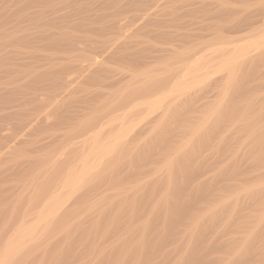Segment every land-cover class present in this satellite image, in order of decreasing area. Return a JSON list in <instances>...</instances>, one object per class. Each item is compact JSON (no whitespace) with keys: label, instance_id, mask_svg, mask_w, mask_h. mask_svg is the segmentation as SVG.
Segmentation results:
<instances>
[{"label":"bare ground","instance_id":"6f19581e","mask_svg":"<svg viewBox=\"0 0 264 264\" xmlns=\"http://www.w3.org/2000/svg\"><path fill=\"white\" fill-rule=\"evenodd\" d=\"M149 1L150 0H2L3 14L1 15L2 17L0 19H3V21L7 19L8 20L4 22L2 20L0 21V26H1L0 29L8 25L10 20L13 21V24L15 22V26L12 24V21H10L9 24L10 25L12 24L13 26H10V28L9 26H7L8 28L2 29L0 33V74L1 75L3 74L5 76L6 75L12 76V75L21 74V73L23 74L26 72V76H25L26 79L23 78L24 81L28 79L26 82L29 81L33 84L34 83L39 84L43 82L45 83V80L47 81L49 80V79H45L46 78L45 73H46L47 77H49L48 75H50V77L51 75H53L52 78L49 77L52 80L48 81L50 82L48 84L49 85L51 84V87L53 86L52 87L53 89L50 88L52 89V91L53 90L57 91V89L61 87H63V89L69 88L68 91H70L71 90L70 87L71 86L73 87L74 83L76 84L83 83L85 80L88 81L89 79L92 81V79L95 76H98V74H101V76L99 75V77H95L94 79L96 78L97 79L100 78L102 80L104 79L105 84L103 83L102 88L104 89L110 88L113 90V88L116 87V85H118V87L122 86V88L118 89V91L116 90L117 93L115 91L113 93H109L111 94V97L108 94V96L110 97L109 98L106 95L107 91L106 93L105 92L101 93V91L98 92L99 91L98 88H101V87H97L95 82H93L94 83L93 86L96 85L97 91L92 92V93L88 92L87 93L88 96L84 95V97L83 96L81 97L83 99L78 98L80 100V103L84 105L89 104L90 102H94L93 105H98V104L100 105L99 101L105 99L107 96L109 101L107 102L105 106L107 107L108 110H106V114H104L102 117H99L101 116L100 115L101 113H98L99 112L98 110L102 111V113H104L105 110L99 109L98 107H97L98 112L96 111L97 115H95L94 113L96 112H93V111L90 112L91 116L89 115L86 116V115H83L82 113H81L82 115H77L78 113L77 111L76 113L73 112L70 114V116L75 117V118L73 117L74 119L72 118V120H77L78 124L83 118L89 117V119H86L89 121L86 124H84V126H82L81 132L79 131L81 128L78 129L77 127H74L75 125H77L78 127H81L80 126L81 124L79 125L73 124L74 125L73 128L75 129L77 128L78 131L81 133L80 138L82 140L80 141L79 145H81L82 148L83 146L85 147L87 146V149L84 147L86 149L85 153L82 152L83 154L79 157L76 164L73 165L74 167L71 166L73 168H70L67 170L64 169V172L65 171L66 172L63 174L62 177H60L58 185H56L57 186L56 189L55 190L53 189L54 192H52L51 194L49 193L48 196L42 200V202L40 201V205L38 204L39 207L36 210V213H34L35 215L34 217H32V220L27 223L21 222V224L18 225L17 228H15V231L13 233L11 232V235L9 236V238L5 240L6 242L2 245V248H0L1 249L0 250V264H22L25 261L23 258L27 255L30 256V254L32 255L33 253L34 254L37 253L36 254L37 257L39 256L36 259L38 261L37 263L35 262L36 264H50L51 260L53 261L54 256L56 257L57 255H59L60 258H62L63 256L66 257V254L67 256H69L67 252H71L72 249L75 250L74 249L75 247H73L74 246L73 241L75 242L77 241V243L74 242L75 245L80 242L79 244H81V246L86 245V247H91L94 245V243L96 245L100 241L97 239H101L105 235L112 232L115 226L119 225L118 223L122 222L121 220L123 217L127 216L126 218L128 217L135 218V214H138V213L140 214V212L143 210H147L148 216L147 218L145 217L146 220L144 221L143 225L140 226L142 230V233H141L142 235L137 241L136 239L129 240L127 241L129 243L127 244L124 241L125 242L124 246H126L125 249L123 248L124 251L122 250L123 253L125 252L124 254L133 253L135 256L138 255L137 258L139 259L140 257L142 259V256L144 255L143 258L145 259L147 255H149V251H150V248L147 246L148 245L147 244L148 235L150 236L152 231L156 230V228L154 227L155 226L154 223L158 222L161 224V226H163L164 228H167V230L171 233L178 232V230H180L179 227H181L183 231L188 232L190 234L188 243L194 244L193 245L194 248H193V251L188 255L186 264H205L206 262H209L211 260V255H212L211 249L213 248L212 246L213 244L211 245V242H212L211 238L215 237L214 233H211L213 231L212 229L214 227L216 228V226L224 220L227 221V224H226L227 228L230 227V225L233 227L234 223H232V221L230 220L236 219L235 214L237 212H238V217H239L240 216L239 212L245 208L243 206V209H238L242 207V206L239 207L240 204H238L239 201L240 202L242 200L244 201V199L242 198H245V197L246 199L250 198L253 201V199L256 200L257 197L259 196H260V199L264 197V181L256 182L253 186H250V187H241L236 192H233L230 195L222 194L225 191L226 193L230 191V190H227L226 185H224L226 187L223 186L224 188L222 187L220 189L219 187L218 189L214 186H209L208 183H210V181L208 182L206 180L205 181L206 185L198 186L200 182L199 184L198 182L196 183L198 179L197 177L195 178L194 174L198 172L197 169H198V164H200V162L197 163L196 165L194 164V162L195 161L197 162V159H199V157L201 156L200 155L199 157H197V159L195 157L196 155L198 156V154L201 153L200 151L202 150V147L199 148L197 146L195 147L196 149L193 147L196 151L193 148L190 149L189 144L192 142H190V140L189 142L184 141V140L190 139V138H187L183 140L185 143L182 141V143H184L183 144L184 148L181 147V149L182 151L185 150L184 154L187 156L186 157L187 159L189 158V161H191L192 159L193 160L195 159L194 162L191 161L192 164H194V166L191 167L190 169L197 167L196 172L195 173L193 172L194 173L193 177L194 179H196L195 183L198 185L191 186V182H193L191 180L193 179L191 177L192 172L191 170L184 168V167H187L188 163H186L185 164L186 166L184 167L181 166L185 169L184 172L182 173L183 182L178 183V180L180 178L178 180H176L175 178V181L177 182H174V183H171V181L167 180V182H170V184L168 185V189L170 192L169 193L166 192V194H163L162 196H160V198L155 204L151 203L152 205L146 206V203H143L142 202L143 200H140L138 198L139 197L138 194L136 195L138 199L134 196H131L132 197L130 198L131 200L126 199V197L128 196V193L130 192L129 189H128L129 191L128 193L126 192L127 190L125 191L127 194L123 192L125 189L124 190L122 189L123 191L119 189V193L122 191L121 196H122V193H125L126 195L124 199L130 200V201H124L121 198H119L120 197L118 195L119 193H117L114 190L117 193V195L115 193L116 195L115 198L113 197L112 198L113 200L118 198L116 202L112 201L110 203L109 202L99 203V204L95 203V204L88 205L90 209L89 211L93 212V214L96 213L97 216L95 218L92 215L93 218L90 216L91 218H87L83 221L81 218L82 214L79 215L78 210L75 211L76 209H74V212H77V214L76 213L74 214L73 211L70 212V210L74 208L73 205L75 204V202H77V199L80 198L81 196L83 197V194L88 190L89 181L93 177L98 175L99 172H100L99 174H102L101 171L104 172V175L106 174V172H108L107 169H106L107 171L103 170V167L104 166L106 167L107 165L106 161L109 162V160L114 158L115 156L117 155L120 156V154H117V153H120V151L124 148L126 138H127V141L128 139L130 141L133 140L131 136H135L136 132L134 134L132 127L130 126L134 124L137 125L138 123L136 124V121H135L134 124H129V122L131 121L130 119V121L128 122L130 126H126L128 125V124H125V120L127 119V117L130 118V114L135 112L136 110H139L140 107H141L140 113L144 111L146 108L145 112L147 113V115H145V118L149 115L152 116V119H150V117L148 118L152 120L151 122H153L151 123V125H154L157 119L160 116H162L161 113H159V111L164 109L167 105L171 104V106L173 107L174 105V107L172 109L168 108V109H171V112H172V117L171 118L168 117V119L173 118L175 120L176 116L178 119L180 116L182 118V116L185 114V112L182 111V107H184V109L192 108L193 104L195 103V96H194L195 90L204 84L203 83L201 85V80L204 76L206 77L210 75L208 73L210 72V70H211V79L209 80L208 78L207 79L208 82L206 83V85L204 84L202 88L204 89L207 87H211V107H210L211 113L205 116L204 114H202L203 112L200 114L201 115L200 117L202 118H201V121L199 120L200 121L199 126L197 127L196 130H193L194 128H192V130L189 131L190 137H191V134H193L191 139H193V136H195V138L199 137L201 139L203 135L205 134L206 137L207 136L209 137H207L206 139L202 138L201 141L198 140L200 142V145L208 146L209 144L213 143L212 139H214L213 144L215 145V142H218L216 143L217 145L216 147L217 149H219L218 144L219 143L224 144V143L222 142L223 139H218V136H220L219 138H221L223 137V135L225 136L228 133L230 134L234 132L235 130H237V127H236L237 123H242L243 125L242 127H239V129L246 130V132L250 134L251 136L258 135V134H259L258 135L259 138L261 136H264V84L261 82L263 81L261 77L264 76V0H230L233 2H230L228 0H223V1L211 0V3L210 1L207 2L206 0H183L181 3L182 5H179V6H175V4H178L177 0H168V4H171V6H167L166 5L167 0H165L166 4L164 7V10L166 9V11L168 12L167 14L165 11H164L165 14H161V13L160 14H149L148 13L146 14L147 18L143 14L146 18L145 19L146 23L144 22L145 23L144 27H147V26L153 27V29L152 30L150 29L149 31V34L150 33L151 34L148 36L146 34L140 33L143 35V37H145L147 40L152 41L153 43L152 45V43L149 41V44L145 45L144 41H142L143 42L142 43L136 40L138 36L140 37V34L136 35L138 33H135V34L133 33L134 35H131V32H128L129 35H127V33L125 34L124 27L126 28L127 25H129L127 23H131V21L134 20V18L138 15V13L141 14L146 11V8L149 6ZM181 10L184 13L180 12ZM133 13L135 17H133L132 15ZM167 15H169V18L168 17L165 18V16ZM3 23H5L6 25H4ZM19 24L23 26H20ZM25 24L26 26H24ZM11 27L12 28L14 27L13 28L14 30L11 29ZM8 29H11V30H8ZM209 57H211L210 58L211 60L209 59ZM99 58H101L100 59L101 61L98 60ZM114 61L115 63L116 61H118L120 63V64L118 63V65L121 66L118 69H114L116 73L113 70L111 71L108 68V63H113ZM202 69L203 71L204 69L205 70L207 69L208 71L206 70L205 73H202L200 72ZM39 70H42L43 72L45 70L44 75L42 72L40 73ZM42 78H44L43 82L41 80ZM31 83H27V84L31 85ZM48 86H46L45 88H49ZM41 88H42V91L45 89L43 87ZM61 89H58V90H61ZM191 89H194V94L193 95L189 94L187 97L183 98V95L187 94V91L189 92V90ZM1 90L3 91V89ZM46 90L48 91V89ZM112 90H109V91H112ZM21 92L22 91H20V93ZM72 92L73 91H71V93ZM51 94H52V97L55 96L52 92ZM56 94H59V92ZM40 96H41L40 94L38 95L36 93L32 95V98L30 100L32 105L30 104L29 108L32 106L30 110L32 111L34 110L35 113H37V116H35L37 121L41 122L42 120V122L46 123L47 125L49 123L48 120H52L51 117L54 114L52 110L50 109V106L52 104L50 105V102H45L46 99L44 100L43 96L42 97ZM46 96L48 95L46 94ZM57 97H60V96H57ZM65 98L66 97H64V99ZM72 98H69V99H72ZM69 99H66V100H69ZM28 102L29 101H27V105H29ZM57 102L59 101L57 100L55 103L57 104ZM67 102L69 101H66V103ZM69 103L71 104V102ZM70 104H68V106H66L65 108L67 107L71 108L73 105L70 106ZM59 105L60 104H57V106ZM101 106L103 105L101 104ZM142 106H143V109H142ZM51 107L53 109L54 104ZM60 107L61 105L58 107V110ZM78 107L79 106L77 105V108ZM80 107L83 110L84 108H86L83 105ZM29 108L26 107V110ZM77 108L75 109L77 110ZM64 109H62V111H65ZM58 110L54 112L58 113ZM66 110L70 111V109H66ZM71 110H73V108H71ZM88 111L89 110H87V112ZM206 111L209 112L210 110L208 109ZM25 112H23L24 115H26ZM167 113H170V112L167 111L165 114L167 115ZM62 114L63 113H61V115ZM165 114L163 115L165 116ZM19 115L21 116V119H22L23 114L22 115L19 114ZM57 115L56 116L53 115V116L57 117ZM66 115L64 116V118L69 117V115L68 116ZM6 116L8 115L6 114ZM78 118L80 119L82 118V119L79 121ZM140 118L141 117H139V119ZM161 119H163V116L162 118H160V120ZM173 119H172V122H173ZM178 119L175 123H177L178 121L180 122L181 119L180 120ZM160 120H158V122ZM32 121L31 120L29 121L31 122L30 124L33 123ZM142 121L139 123H143ZM85 122L86 121H84V123ZM163 122L164 123L167 122V124L170 123L168 122V120H165ZM144 123L149 124L150 122L148 123L146 121ZM197 123H195V125ZM163 124L160 129L157 128L159 130L157 132H160L162 128L166 130V126L165 124L164 125ZM170 124L172 125L174 124V122ZM170 124H168L167 127L171 129ZM20 125L25 126V124H22V123ZM22 126H18V127L22 128ZM66 126L68 125H65V128ZM27 127L28 126H26V128ZM31 127H33V124ZM63 127L60 128L59 126V128L62 130H63ZM26 128H24L25 131H27ZM136 128L138 127L136 126ZM143 128H145V126ZM178 128H180V126ZM75 129L73 130L74 132H75ZM133 129L135 130V128ZM149 129L150 128H148V130ZM146 130L147 128L145 129V131L143 130L142 131L146 132ZM182 130L183 128L181 129V131ZM150 131L152 132V130ZM150 131L149 133H151ZM171 131L168 130V132H171ZM22 132H23V129H22ZM153 132L155 133L156 131H153ZM163 132H161V134H164ZM221 132L223 133V135H220ZM75 133L77 134L78 132L76 131ZM131 133H133L134 135L133 134L131 135ZM104 134L107 135V137L106 138L102 137V139L105 138L104 142H102L100 141V138ZM128 134H130L129 138L127 137ZM177 134H180V133H177ZM65 135H67V133H65ZM166 135L165 136L163 135L165 139H161V142L159 141V143H156L157 148L159 147L160 149L159 151L161 152L159 153L157 152L158 151L157 148H156L157 150L153 148L154 150H156V151H153V152H156V154L163 153L162 152L163 150H161L163 149L161 148L162 145L164 147V144H165L167 146L165 147L168 148V144H170V141H167V140H172L170 139L172 136L167 137L166 139ZM0 137L3 139L4 135L3 137L2 135H0ZM184 137L186 136H183V138ZM226 137H228V135ZM61 138L59 139L61 140ZM75 138L76 137H74V139ZM153 138H152V141H153ZM156 138L158 140L160 136L157 135ZM181 138L182 136L178 138V140ZM224 139L226 138L224 137ZM156 141H153L154 144ZM166 141L168 143H166ZM225 141L227 142V140ZM65 142H67V140ZM194 142H197V140L196 141L194 140L193 143ZM173 143L174 142H172L171 145H173ZM182 143H181V146H182ZM154 144L152 146H155ZM228 144L229 143H226L225 145L229 146ZM139 145L140 144H138V146ZM133 146L134 145H132V148ZM148 146L151 147V145H148ZM148 146H145V147H148ZM193 146H196V145H193ZM263 146L264 145L262 144V148ZM77 147L78 145L76 146V148ZM206 147L205 149H209V146L207 148ZM138 148L140 149V147ZM135 149L136 148H133L132 153ZM227 149H229V147ZM118 150L120 151L118 152ZM166 150L168 149H164V151ZM176 150L177 149H175L174 151ZM198 150L200 151L197 154ZM214 150L216 151V149ZM149 152L150 151H148V153L146 152L147 155L150 154ZM170 152L172 151L170 150ZM170 152H167V153H170ZM225 152L226 151H224V155H225L223 157L224 159L225 157L227 158V155L230 151H227L228 153L226 152L227 155ZM135 153H136V150L134 152V155ZM209 153H212V152H209ZM50 154L51 156L48 157L49 155H47L46 156L47 160L44 161L45 163L44 166L46 167L45 170L53 169V167L57 164L60 157L62 156V153H60V151L59 153L55 155L54 154L52 155V153ZM156 154L154 155L153 153L154 156H157ZM139 155L142 156L143 154L139 153ZM123 156L125 157L124 158L125 160H126V156H128L129 159L131 158L129 157L130 153L129 155H126L125 153L123 154ZM167 156H172V155L168 154ZM178 156H180V154ZM215 156H219V155L216 154ZM261 156L263 157L264 155L261 154ZM139 157H138V160L142 158V157L140 158ZM235 157L237 159L236 154L234 155V157H232V159L235 160ZM228 158H229V155H228ZM132 159L133 158H131L130 160ZM154 159L150 158L149 160L147 159L146 160L150 161ZM165 159L166 158L164 157L163 160L167 161V159L166 160ZM187 159H184V160L187 162ZM202 159H203L202 161L205 160L204 158ZM138 160H136V163ZM127 161L128 160H126V162ZM147 161H146V164H147ZM154 161L152 163H154ZM217 161L219 162L220 160H217ZM120 162L123 163V160H121ZM233 162L234 161L231 160V163ZM132 163H128V166L133 167ZM139 163H140V160H139ZM139 163L137 165H139ZM173 163H166V172L161 173V174L169 175L168 179H171L170 177H172L171 175L173 171L172 166L174 165V167H176L175 166L176 164L174 161ZM181 163H179V165H183L184 162L182 164ZM117 164H118V161H117ZM117 164H115V166H118ZM161 164H163V161ZM238 164L240 165H237V166H241V163H238ZM109 165L110 164H108V166ZM203 165L200 164V166L204 167L205 165L204 166ZM228 165L230 164L228 163ZM228 165L226 166L228 167ZM190 166L191 165H189V167ZM118 167H120V165ZM134 167L136 166L134 165ZM227 167H222V168H227ZM230 167H232L231 165L229 166V169L232 170V168ZM21 168L22 167H20V169ZM139 168H136V169L140 170ZM240 168L238 169V171H240ZM175 169H178V168H174V172H175ZM235 169L237 170V168ZM235 169L233 166V170ZM213 170H216V169H213ZM218 170H216V172H218ZM221 170L222 169L220 168L219 171ZM223 170L221 171L222 172L221 177H225V178H227L226 176H230L226 174H231L232 176L236 173V170H235V173L232 174V173H228L229 171L228 169H225L228 171H224L226 173L224 174V176H222L224 173ZM181 172L182 171H179V173ZM116 173L117 172H115V174ZM179 173L177 175H179ZM218 175L219 174H217V176ZM118 176L116 177V179L112 180V182L114 181L116 182L118 180L117 184H115L116 186H118V183H119V179H117ZM97 177L101 178V176H97ZM233 177H236V175H234ZM232 179L234 178L231 177L230 180L232 181ZM236 179L237 177L235 178V180ZM227 180L229 179L227 178ZM164 181L165 183H167L165 179ZM236 182L238 183V180ZM97 183H93V184L96 185ZM226 184H227V181H226ZM231 186H229L228 188H231ZM91 188H93L92 185H91ZM89 192H88L89 195H91L90 193L92 192L95 193L94 190L90 193ZM198 194L200 195V198L198 199L199 201L195 200V203L204 202L202 203L203 205L201 204L202 206L200 207L198 205L196 206L195 203L192 202L193 200L192 197H190L192 195L194 196L196 195L195 197L198 198ZM129 195H131V192ZM95 199H89V200L92 202H95ZM211 201L216 204L211 205ZM259 201H256V202L259 203ZM246 203L248 202H245V204ZM77 204L79 206V203ZM262 204H261L262 209L260 207H256V209L254 208L255 212L257 208H260L261 214L260 216H258L256 222L253 225L249 226L248 224L251 223L250 221L242 222L240 220H242L243 217L241 219L237 217V221L239 220V222H235L236 224L235 227L236 229L237 228L240 230L243 229V236L242 238L239 239L240 244L237 245V247H235L236 251L235 252L234 250L232 251L233 252L232 254L234 256L232 257L233 260H231L233 261L232 264H250L252 262H256L257 261L256 258L257 257L259 258V256L264 254L262 253L263 252L262 250L261 251L262 254L258 253L259 256H255L254 251H253V248H255V243L257 241H262V243L264 241L263 239L264 236H262L264 234V232H262V230L264 229V203ZM81 206L79 207V209L81 208V210H83L84 206L82 204ZM86 206L87 204H85V207ZM248 208L249 210L251 209V202ZM89 211H86L83 214H86ZM250 212H253V209ZM71 214L74 216H72ZM69 215L71 216V218L69 217ZM67 216L69 219L67 218ZM85 216L86 215H82V217L84 218ZM103 216H106V217L109 216V217H107L106 220H100L101 217ZM65 217L68 221L67 220L64 221ZM124 219L125 218H123V220ZM101 221H106V223L105 222L101 223ZM53 227H56L58 231L60 230V233H63L66 236H68L69 241H71V246H66V247L64 246L63 248L65 249L59 250L60 254L59 253L55 254L57 252L56 250L53 249L55 248L54 247L55 245L54 243H51L50 238H48L47 236L49 235V233L51 234ZM226 227L225 229H222V230L226 231L227 230ZM131 228L133 229V227ZM231 229H232L231 227L230 229L228 228V230H231ZM218 242H220L219 238H218ZM52 244L54 246H52ZM215 245L217 244L215 243ZM223 245H225V243ZM91 248L93 252L94 250H96L94 246ZM222 248H220L219 250L223 251ZM104 252L105 251L99 252L98 256L99 255L103 256L102 253ZM75 254H77V252ZM213 254H216V253L214 252ZM70 255L72 256V254ZM98 256H97V259H98ZM65 257H63V262L65 261L64 263H66V260L64 259ZM228 257H231V256H228ZM32 261H29L28 264H30V262L32 263ZM58 261L59 260H57L56 262ZM121 262L117 264H121Z\"/></svg>","mask_w":264,"mask_h":264},{"label":"rangeland","instance_id":"374dc122","mask_svg":"<svg viewBox=\"0 0 264 264\" xmlns=\"http://www.w3.org/2000/svg\"><path fill=\"white\" fill-rule=\"evenodd\" d=\"M151 1H153V2H151ZM179 1V2H178ZM182 1L183 0H177V3L178 4H175V6H179V5H182L181 3H182ZM207 2H209L210 1V3H211V0H206ZM221 1H223V0H221ZM228 1H230V0H228ZM0 18L2 17L1 15L3 14V12H2V10H3V7H2V0H0ZM166 2H167V4H166ZM165 2V0H150L149 1V6L146 8V11L145 12H143V13H141L142 15L144 14L145 16H146V14H165V12H166V14L168 13L167 11H166V9L164 10V7H165V4L167 5V6H171V4H168V0ZM230 2H233V1H230ZM210 8H211V6H210ZM185 9V8H184ZM163 11V12H162ZM165 11V12H164ZM185 11V10H184ZM180 12H182V10L180 11ZM179 12V13H180ZM178 13V12H177ZM182 13H184V12H182ZM140 13H138V15L135 17L134 16V13L132 14L133 15V17H135L134 18V20H132L131 21V23H127V24H129V25H127V29L124 27V29H125V34L127 33V35H129L128 34V32H131V35H134L135 33H138V34H136V35H139L140 33H142V34H146L147 36L148 35H150L149 34V31H150V29L152 30L153 29V27H151V26H147V27H144L145 25V23H146V18H147V16H146V18H145V16L143 17L142 15H141ZM171 14V13H170ZM141 17H143V18H141ZM169 18V15H167V16H165V18ZM141 18V19H140ZM13 19V18H12ZM16 19V18H15ZM15 19H14V21H15ZM144 19V20H143ZM3 21V19H0V21ZM8 20V19H7ZM7 20H4V21H7ZM10 20V19H9ZM3 21V22H4ZM10 21H12V20H10ZM10 21H9V23H10ZM128 21V20H127ZM126 21V22H127ZM135 21V22H134ZM142 21V22H141ZM124 22H125V20H124ZM145 22V23H144ZM2 23V22H1ZM8 23V22H7ZM8 23V25H6L5 23H3L4 25H6V26H4V28L2 27V29H5V28H8L7 26H9V28H10V26H15V22H14V24H13V21H12V24L10 25ZM17 23V22H16ZM139 23H140V25H139ZM27 24V23H26ZM26 24L24 25V26H26ZM20 25V24H19ZM20 26H23V25H20ZM1 27V26H0ZM129 27V28H128ZM143 27H144V29H143ZM14 28V27H13ZM12 27H11V29H13ZM16 28V27H15ZM2 29H0V33H1V31H2ZM11 29H8V30H11ZM140 29V30H139ZM143 29V30H142ZM14 30V29H13ZM148 31V32H147ZM134 33V34H133ZM142 34H140V37L138 36L137 38H136V40L137 41H140V42H142V41H144V43H145V45L146 44H149V41L150 40H147L145 37H143V35ZM142 36V37H141ZM146 41V42H145ZM148 42V43H147ZM151 43H152V41H150ZM143 43V42H142ZM155 44V43H154ZM152 45H153V43H152ZM211 57H209V59H210ZM101 58H99L98 60H100ZM211 60V59H210ZM101 61V60H100ZM113 63H115V61L113 62ZM113 63H108V68L112 71H114L115 72V70L114 69H118V68H120L121 66L120 65H118V61H116V63L115 64H113ZM120 64V63H119ZM111 67V68H110ZM43 70V69H42ZM42 70H39V72L41 73H43V75H44V73H45V70H44V72L42 71ZM207 70V69H206ZM205 69H204V71H203V69L200 71V72H202V73H205V71H206ZM208 71V70H207ZM114 72H112V73H114ZM116 73V72H115ZM210 75H208V76H204L203 78H202V80H201V85L204 83L205 85H206V83L208 82V78H209V80L211 79V70H210V72H208ZM1 75V74H0ZM3 75V74H2ZM0 76V135H2V137H3V135H4V137H3V139L0 137V248H2V245L6 242L5 240L6 239H8L9 238V236L11 235V232L13 233L14 231H15V228H17L18 227V225H20L21 224V222L22 223H27V222H30L31 220H32V217H34V213H36V210L38 209V207H39V205H40V201L42 202V200L44 199V198H46L47 196H48V194L50 193H52V192H54V190L56 189V185H58V182H59V180H60V177H62L63 176V174L66 172H64V169L65 170H67V169H70V168H73L74 166V164H76V162H77V160L79 159V157L83 154L82 152H84L85 153V150L87 149V146L85 147V146H83V148L81 147V145H79L80 144V141L82 140L81 138H80V136H81V130H82V126H84V124H86L89 120H86V119H89V117L87 118V117H85V118H78V120L80 121L79 122V124H81L80 126L81 127H78L77 125H73V124H78L77 122V120H72V118L74 117H72V116H70V114L71 113H76V111L78 112L77 113V115H86V116H91V111H93V112H96L97 110H98V108L99 109H102V110H105V112L104 113H102V111H100V110H98L97 112L98 113H101L100 115L101 116H99V117H102L104 114H106V110H108L107 109V107L105 106L106 104H107V102L109 101V99L107 98V96H108V94L109 93H113L114 91L117 93V91H118V89H121L122 88V86L121 87H118V85H116V87H114L113 88V90L112 89H104V88H102V85H103V83L105 84V82H104V79L102 80V79H94L95 77H99V75L101 76V74H98V76H95L93 79H94V81H93V79H92V81L89 79L88 81H84L83 83H74L73 84V87L71 86L70 87V91H68V89L67 88H65V89H63V87H61L62 89H63V91H62V89L61 88H58V89H61V90H58L57 88V91L56 90H53L52 91V87H51V84L49 85L48 83H50V82H48L49 80L51 81L52 79H50V78H52V76L53 75H51V77H50V75H48L49 77H47L46 76V73H45V79H49L48 81L47 80H45V83L43 82L44 80V78H42L41 80H42V82L43 83H39V84H41V85H39L38 83L37 84H33V83H31V82H26L27 80H25L24 81V79H26L25 78V76H26V72L25 73H21V74H16V75H12V76H5V75H3V76ZM102 75H104V74H102ZM27 76H28V74H27ZM6 78V79H5ZM24 78V79H23ZM29 78V77H28ZM30 79V78H29ZM261 79L263 80V81H261L263 84H264V76L263 77H261ZM21 80V81H20ZM207 80V81H206ZM24 81V82H23ZM203 81V82H202ZM204 81H206V82H204ZM16 82V83H15ZM93 82H95V84L97 85V87H101V88H98V92H100L101 91V93H106V91H107V93H106V98L105 99H103V100H100L99 101V103H100V105L98 104V102H97V104L98 105H93L94 104V102H90L89 104H86V105H84V104H82V103H80V98L83 96L84 97V95H86V96H88V92L90 93H92V92H95V91H97V87H96V85L95 86H93L94 85V83ZM14 83V84H13ZM27 83H31V85L30 84H27ZM52 83V82H51ZM93 83V84H92ZM47 84V85H46ZM92 84V85H91ZM203 84V85H204ZM252 84H254V83H252ZM49 85V86H48ZM91 85V86H90ZM99 85H101V86H99ZM121 85V84H120ZM119 85V86H120ZM124 85V84H123ZM202 85V86H203ZM2 86V87H1ZM22 86V87H21ZM46 86H48L49 88H45ZM202 86H200L199 88H197L196 90H195V94H194V89H191V90H189V92L187 91V94H184L183 95V98H185V97H187L189 94H194V96H195V103L193 104V106H192V108H185L184 109V107H182V111H184L185 112V114L182 116V118H181V116L179 117V119L177 118V116L175 117L176 119L174 120L173 118V122H174V124H170V123H173L172 122V119H168V117H172V112H171V109L174 107V105H173V107L171 106V104H169V105H167L164 109H162V110H160L159 111V113H161V115L163 116V119H161L160 120V118H162V116H160L158 119H157V121H156V123L154 124V125H151V123H153V122H151L152 120H150V119H152V116H147L146 118H145V115H147V113L145 112L146 111V108H145V110L144 111H142L141 113H142V115H141V113H140V108H139V110H136L135 112H133V113H131L130 114V118L129 117H127V119L125 120V124H128V122L130 121V119H131V123L129 122V124H134V122L136 121V124L137 125H135V127H134V125H132V126H130L129 124L128 125H126V126H130V127H132V130H133V132H134V134H135V132H136V134H135V136H131V138H133V142L132 141H130L129 139H128V141H129V143H128V141H127V138H126V142H125V144H124V150L122 149V147H121V149L123 150H118V152L120 151V153H117V154H120V156L119 155H117V156H115L114 158H112V159H110L109 160V162H107L106 161V167L104 166L103 167V170H108V172H106V174L104 175V172L103 171H101L102 172V174H99L98 173V175H96L95 177H93L90 181H89V183H88V192L90 191V192H92L93 190L95 191V193L94 192H92V193H90L91 195H89L88 194V192L86 191L84 194H83V197L81 196L80 198H78L77 199V202H75V204L73 205V209L72 210H70V212H72L73 211V213L75 214H77V212H74V209H76L75 211H77L78 210V213H79V215L80 214H82V215H86L85 216V218L84 217H82V215H81V218H82V220L84 221L85 219H87V218H91L92 217V215H93V217L95 218L97 215H96V213L95 214H93V212H91V211H89L90 209H89V206L88 205H90V204H95V203H97V204H99V203H110V202H116V200H118V198L117 199H114L113 200V198H115V196L117 195V193H119V189L120 190H122L123 192H125L126 190V192L128 193L129 191L131 192V195H129L130 194V192L128 193V196L126 197V199H130V198H132L131 196H134V197H136V195L138 194V198L140 199V200H143L142 202L143 203H146V206H150V205H152L153 203L155 204L157 201H158V199L160 198V196H162L163 194H166V192H170L169 191V189H168V185L170 184V182H167V180L168 181H171V183H174V182H177V181H175V178H176V180H178L179 178V180H178V183H182L183 182V179H182V173L184 172V170L185 169H189V170H191V172H192V178L193 179H191L193 182H191V186L193 185H198L199 184V182H200V184L198 185V186H200V185H206L205 184V181L207 180L208 182L210 181V183H208L209 184V186H214V187H216V188H218L219 189V187H220V189L224 186V185H226V186H224V187H226L227 188V190H230V191H228L227 193H226V191L225 192H223L222 194H224V195H226V194H228V195H230V194H232L233 192H236L239 188H241V187H250V186H253L256 182H263L264 181V156L262 157L261 156V154L262 155H264L263 154V152H264V146H263V148H262V144L264 145V136H261L260 138H259V134L258 135H253V136H251L250 134H248L247 132H246V130H244V129H239V127H242V123H237L236 124V127H237V130H235L234 132H232V133H226L227 135H228V137H226L227 135H223V133L221 132L220 133V135H223V137H221V138H219L220 136H218V139H223V143L224 144H218V148L220 149H217V145H216V143H218V142H215V145L213 144L214 143V139H212V144L214 145V147H213V145L212 144H209L208 146H209V149H205V147L207 146H205V145H200V142L198 141V140H202V138H204V139H206L207 137H209V136H205V134L203 135V137L200 139L199 137H196L195 138V136H193V139H191V137H192V135L193 134H191V137L189 136L190 135V130H192V128H194L193 130H196L197 129V127L199 126V123H200V121H201V118L202 117H200L201 115V113L202 114H204V116L205 115H207V114H209V113H211V87H207V88H202ZM41 87H43V88H45L43 91H42V88ZM50 88H52V89H50ZM73 88V89H72ZM1 89H3V91H5V92H3ZM31 89V90H30ZM46 89H48V91L46 90ZM55 89V88H54ZM41 92H40V91ZM51 90V91H50ZM109 90H112V91H109ZM117 90V91H116ZM199 90V91H198ZM7 91V92H6ZM20 91H22L21 93H20ZM50 91V92H49ZM71 91H73L72 93H71ZM193 91V92H192ZM3 92V93H2ZM9 92V93H8ZM13 92V93H12ZM18 92V93H17ZM45 92H46V94L48 95V96H46V94H45ZM48 92H49V94H48ZM51 92L56 96H53L52 97V94H51ZM55 92V93H54ZM59 92V94H56V93H58ZM62 92V93H61ZM2 93V94H1ZM15 93V94H14ZM31 93V94H30ZM40 94L41 96L40 97H42L43 96V99L45 100V102H50V105L51 106H53V104H54V108L52 109V107L50 106V109L52 110V112L54 113L53 115H57L58 113H60V114H58L57 115V117H55V116H53L52 115V117H51V119L52 120H48V126L46 125V123H43L42 122V120H41V122H39V121H37V119L35 118V116H37V113H35V111L33 110H30V108L32 107H30L29 108V106H30V104L32 105V103H31V98H32V95L33 94ZM61 93V94H60ZM208 93H209V95H208ZM14 94V95H13ZM23 94V95H22ZM45 96H44V95ZM69 94V95H68ZM9 95V96H8ZM17 95V96H16ZM31 95V96H30ZM90 95V94H89ZM110 95V97H111V94H109ZM201 95V96H200ZM8 96V97H7ZM14 96V97H13ZM24 96V97H23ZM57 96H60V97H57ZM64 97H66L65 99H64ZM74 99H73V98ZM109 97V96H108ZM109 97V98H110ZM69 98H72V99H69ZM79 98V99H78ZM210 98V99H209ZM19 99V100H18ZM65 101H64V100ZM66 99H69V100H66ZM81 99H83V98H81ZM6 100V101H5ZM12 100V101H11ZM48 100V101H47ZM59 101V102H57V104H60L61 105V110H60V108H59V110H58V107L60 106H57V104L55 103L56 101ZM61 100V101H60ZM77 101V103H76V101ZM200 100V101H199ZM11 101V102H10ZM27 101H29L28 102V104L29 105H27ZM66 101H69V102H71V104L69 103V102H67L66 103ZM74 101V102H73ZM52 102V103H51ZM54 102V103H53ZM73 102V103H72ZM65 103V104H64ZM104 103V104H103ZM63 104V105H62ZM67 104V105H66ZM68 104H70V106L71 105H73L71 108H73V110H71V108H69V107H67V108H65L66 106H68ZM77 104L79 107L77 108V105L75 106V105ZM85 106L86 108H84V110L83 109H81V107L80 106ZM101 104L104 106H101ZM208 104V105H207ZM22 105V106H21ZM55 105H56V107H55ZM65 105V106H64ZM93 105V106H92ZM171 106V107H170ZM26 107L27 108H29V109H27L26 110ZM91 107V108H90ZM98 107V108H97ZM21 108V109H20ZM65 108V109H64ZM75 108H77V110L75 109ZM168 108H171V109H168ZM26 110V112H25V110ZM49 109V110H50ZM55 109V110H54ZM62 109H64L65 111H62ZM66 109H70V111H67ZM75 109V110H74ZM89 110L88 112H87V110ZM95 109V110H94ZM142 109H143V106H142ZM188 109V110H187ZM205 109V110H204ZM210 110L209 112L208 111H206V110ZM50 110V111H51ZM58 110V113L57 112H54V111H57ZM78 110H80V111H78ZM135 110V109H134ZM176 110V109H175ZM22 113H21V112ZM30 111V112H29ZM59 111H61V112H59ZM170 112V113H167V115L165 114L166 112ZM172 111H174V110H172ZM181 111V110H180ZM14 112V113H13ZM23 112H25V114L27 115H24V113ZM32 112H33V114H32ZM97 112L96 113H94L95 115H97ZM108 112V111H107ZM16 113V114H15ZM31 113V114H30ZM61 113H63L62 115H61ZM82 113V114H81ZM135 113V114H134ZM144 113V114H143ZM6 114L8 115V116H6ZM19 114H23L22 115V119H21V116L19 115ZM67 114V115H66ZM163 114H165V116L163 115ZM191 114V115H190ZM16 117H15V116ZM68 116L69 115V117H65L64 118V116ZM92 115H93V113H92ZM99 115V114H98ZM132 115V116H131ZM153 115V114H152ZM5 116V117H4ZM34 117V119H33V117ZM62 116H63V118H62ZM144 118H143V117ZM199 116V117H198ZM203 116V115H202ZM27 117V118H26ZM83 117V116H82ZM131 117H133V118H131ZM139 117H141L140 119H139ZM148 117H150V119L148 118ZM7 118V119H6ZM17 118V119H16ZM20 118V119H19ZM56 118H58V119H56ZM60 118V119H59ZM75 118V117H74ZM73 118V119H74ZM143 118V119H142ZM32 121V119H33V127H31L32 126V124H30L31 122H29L30 120ZM62 119V120H61ZM77 119V118H76ZM143 121H142V120ZM145 119V120H144ZM149 119V120H148ZM177 119L178 120H180V122L178 123H175L176 121H177ZM191 119V120H190ZM196 119H198V120H196ZM18 120H20V121H18ZM29 120V121H28ZM57 120H59V121H57ZM63 120H65V121H63ZM68 120V121H67ZM86 121L85 123H84V121ZM140 120V121H139ZM158 120H160L159 122H158ZM165 120H168V122H170V123H168V124H170L171 126V129L170 128H168L167 127V122H163V121H165ZM200 120V121H199ZM26 121V122H25ZM28 121V122H27ZM69 123H67V122ZM70 121V122H69ZM143 122V123H139V122ZM150 122L149 124H146V123H144V122ZM197 121H198V123H197ZM20 122V123H19ZM38 122V123H37ZM58 122V123H57ZM61 122H62V124H61ZM64 122V123H63ZM71 122H72V124H71ZM82 122V123H81ZM161 122V123H160ZM182 122H183V124H182ZM25 124V126L23 125H20V124ZM31 125H29V124ZM67 123V124H66ZM165 124V126H166V130L164 129V128H162L163 130H164V132H163V130L161 129V131L160 132H157V131H159L158 129H160L161 127H162V124ZM187 125H186V124ZM195 123H197L196 125H195ZM26 124H28V125H26ZM51 126H50V125ZM56 126H54V125ZM59 124V125H58ZM71 124V125H70ZM78 124V125H79ZM143 126H142V125ZM163 124V125H164ZM176 124V125H175ZM62 125V126H61ZM65 125H68V126H66V128H65ZM141 125V126H140ZM161 125V126H160ZM18 126H22V128H19ZM26 126H28L27 128H26ZM45 126H47V127H45ZM59 126H60V128L61 127H63V130L62 129H60L59 128ZM73 126L74 127H77L78 129L79 128H81L79 131H78V129L76 128H73ZM136 126L140 129H138V128H136ZM145 126V128H143ZM148 126V127H147ZM151 126V127H150ZM155 126H156V128H155ZM180 126V128H178ZM187 126V127H186ZM3 127V128H2ZM54 127V128H53ZM141 127V128H140ZM19 128V129H18ZM24 128H26L27 129V131H25L24 130ZM32 128V129H31ZM39 128V129H38ZM41 128H43V129H41ZM45 128V129H44ZM73 128V129H72ZM133 128H135V130L133 129ZM143 128V129H142ZM147 128V130H146V132H143V131H145V129ZM148 128H150L149 130H148ZM158 128V129H157ZM167 128H168V130H173V131H171V132H168V130H167ZM183 128V130L181 131V129ZM189 128H191V129H189ZM22 129H23V132H22ZM41 129V130H40ZM56 129V130H55ZM58 129V130H57ZM68 129V130H67ZM75 129V132L77 131L78 133L76 134L73 130ZM154 129H156V130H154ZM187 129V130H186ZM189 129V130H188ZM29 130H30V132H29ZM44 130V131H43ZM132 130H131V132H132ZM143 130V131H142ZM150 130H152V132L150 131ZM175 130V131H174ZM1 131H2V133H1ZM137 131H138V133H137ZM149 131L151 132V133H149ZM153 131H156L155 133L153 132ZM188 131V132H187ZM29 132V133H28ZM72 132V133H71ZM140 132V133H139ZM142 132H143V134H142ZM161 132H163L164 134H161ZM189 133V134H187V133ZM244 132V133H243ZM5 133H6V135H5ZM28 133V134H27ZM65 133H67V135H65ZM74 133V134H73ZM146 135H145V134ZM147 133H149V134H147ZM167 135H166V134ZM168 133H170V134H168ZM175 133V134H174ZM177 133H180L181 134V136H182V138L181 139H179L178 140V138H180L181 136H180V134H177ZM258 133V132H257ZM23 134H25V135H23ZM27 134V135H26ZM30 134V135H29ZM60 136H59V135ZM133 133H131V135H132ZM133 134V135H134ZM156 135V137H157V135L158 136H160V138H158V140H157V138L155 137V135ZM175 135V136H173V135ZM55 135V136H54ZM62 135H64V136H62ZM71 135V136H70ZM76 135V136H75ZM130 134H128V138L130 137L129 136ZM166 135V139H167V137H170V136H172L170 139H172V140H167V141H170V144H168V148H166L167 146L164 144V147H163V145H162V147L161 148H163V149H161V150H163L162 152L163 153H161V154H156V152H153V151H156L157 149H158V151L157 152H161V151H159L160 149H159V147L157 148V146H156V143H159V141L161 142V139H165V137L164 136ZM196 135V134H195ZM230 135V136H229ZM248 135V136H247ZM8 136V137H7ZM54 136V137H53ZM59 136V137H58ZM151 138H150V137ZM183 136H186V137H184L183 138ZM188 136V137H187ZM245 136H247V137H245ZM256 136V137H255ZM52 137V138H51ZM61 137H63V138H61ZM74 137H76L75 139H74ZM102 137H107V135H103V136H101V138H100V141H102V142H104V140H105V138H103L102 139ZM153 137H155V138H153ZM164 137V138H163ZM224 137L226 138V139H224ZM253 137V138H252ZM59 138H61V140L59 139ZM152 138H153V141H156L155 142V144H154V142L152 141ZM187 138H190V139H187ZM197 138H199V139H197ZM228 138V139H227ZM102 139V140H101ZM146 139V140H145ZM184 139H187V140H184ZM255 139H257V140H255ZM49 140V141H48ZM67 140V142H69V143H67V142H65ZM71 140V141H70ZM187 141V142H189V140H190V142H192L193 143V141L195 140H197V142H194L193 144L192 143H190L189 144V147H190V149L191 148H195V147H199V148H201L202 147V150L200 151V150H198L197 151V154H198V152L200 151L201 153L200 154H198V156L196 155L195 157H196V159H197V157H199L200 155V157H199V159H197V162L195 161V159L193 160H191V161H195L194 162V164L196 165L197 163H199L200 162V164H202L203 165V163H204V167H202V166H200V164H198V169H197V171L198 172H196V168L197 167H195V168H192V169H190L191 167H193L194 166V164H192V162L191 161H189V158L187 159L186 157V155L184 154L185 152V150L184 151H182V149H181V147L182 148H184V141ZM225 140H227V142L225 141ZM40 141V142H39ZM64 141V142H63ZM166 141V143H168ZM182 141L184 142V143H182ZM53 142V143H52ZM73 142V143H72ZM139 142V143H138ZM149 142H150V144H149ZM151 142H153V143H151ZM172 142H174L173 143V145H171V143ZM175 142H177V143H175ZM199 142V143H198ZM251 142V143H250ZM35 143H37V144H35ZM46 143V144H45ZM55 143V144H54ZM133 143V144H132ZM181 143H182V146H181ZM226 143H229L228 145L229 146H226L225 144ZM39 144V145H38ZM49 146H48V145ZM53 146H52V145ZM70 144H72V145H70ZM74 144V145H73ZM78 145V147L76 148V146ZM135 144H137V145H135ZM138 144H140L139 146H138ZM155 145V146H152V145ZM198 144V145H197ZM238 144H240V145H238ZM248 144V145H247ZM63 145V146H62ZM72 146V147H70V146ZM130 145V146H129ZM132 145H134L133 146V148H136L135 150H136V153H135V155H134V152H135V150L133 151V153H132V150H133V148H132ZM148 145H151V147L150 146H148ZM158 145V144H157ZM171 145V146H170ZM193 145H196V146H193ZM211 145V146H210ZM224 145V146H223ZM239 147H238V146ZM43 148H42V147ZM136 146V147H135ZM143 146V147H142ZM145 146H148V147H145ZM166 146V147H165ZM205 146V147H204ZM207 146V147H208ZM220 146V147H219ZM11 147V148H10ZM48 147H50V148H48ZM57 147H59V148H57ZM127 149H126V148ZM138 147H140V149L143 151H141ZM149 147H150V149H149ZM206 147V148H207ZM225 147V148H224ZM229 147V149H227ZM231 147V148H230ZM237 147V148H236ZM246 147V148H245ZM45 148V149H44ZM53 148H55V149H53ZM146 148H148V149H146ZM154 148V149H156V150H152V149ZM193 148V149H194ZM216 149V151L214 150V149ZM53 149V150H52ZM164 149H168V150H166V151H164ZM175 149H177L176 151H174ZM196 149V148H195ZM194 149V150H195ZM226 149V150H225ZM42 150V151H41ZM126 150V151H125ZM170 150L172 151V152H170ZM59 151H60V153H62V156L60 157V159H59V161L57 162V164L53 167V169H47V170H45V166H44V161H46L47 159H46V156L47 155H49L48 157H50L51 156V154L50 153H52V155L54 154H57V153H59ZM129 151V152H128ZM140 151V152H139ZM148 151H150L149 153V155H147V153H148ZM196 151V150H195ZM224 151H230L229 153H228V155H229V158H228V155H227V153H226V155H227V158L225 157V159L223 158L225 155H224ZM263 151V152H262ZM49 152V153H48ZM64 152V153H63ZM142 152V153H141ZM144 152H145V154H144ZM147 152V153H146ZM152 152V153H151ZM167 152H170V153H167ZM209 152H212V153H209ZM215 154H214V153ZM232 152V153H231ZM259 152V153H258ZM262 152V153H261ZM126 153V155H129V153H130V156L129 157H131V158H133L132 160H130L129 158H128V156H126V160H128L127 162H126V160L124 159L125 157V155L123 156V154H125ZM139 153L140 154H143L142 156L141 155H139ZM153 153H154V155L156 154L157 156H154L153 155ZM133 154V155H132ZM137 154V155H136ZM152 154V155H151ZM168 154H170V155H172V156H167ZM180 154V156H178ZM216 154H218L219 156H215ZM236 154V156H237V159H236V157H235V160H237V161H235L234 159H232V157H234V155ZM259 154H260V156H259ZM66 155H67V157H66ZM69 155V156H68ZM76 155V156H75ZM123 156V158H122V156ZM132 155V156H131ZM146 155V156H145ZM185 155V156H184ZM203 155V156H202ZM209 156V157H207V156ZM42 156V157H41ZM44 156V157H43ZM65 156V157H64ZM119 156V157H118ZM134 156V157H133ZM142 157V158H140V157ZM232 156V157H231ZM72 157V158H71ZM117 157V158H116ZM138 157L140 158L139 160H140V163H139V160H138ZM145 157H146V159L147 160H149L150 158H152V159H154V160H150V161H147L146 159H145ZM158 157V158H157ZM164 157L167 159V161H164L163 159H164ZM170 157H171V159H170ZM187 159V162L183 159ZM41 158V159H40ZM122 158V159H121ZM161 158H162V160H161ZM200 158H201V160H200ZM202 158H204L205 160L204 161H202L203 159ZM214 158V159H213ZM255 158V159H254ZM44 159V160H43ZM66 159V160H65ZM114 159V160H113ZM116 159H117V161H118V164H117V161H116ZM123 160V163L122 162H120L121 160ZM142 159V160H141ZM145 159V160H144ZM159 159V160H158ZM165 159V160H166ZM207 159V160H206ZM68 160V161H67ZM125 160V161H124ZM136 160H138L137 161V163H136ZM217 160H220L219 162L217 161ZM227 160V161H226ZM231 160L232 161H234L233 163H231ZM256 160V161H255ZM259 160V161H258ZM36 161V162H35ZM40 161V162H39ZM130 161V162H129ZM144 161V162H143ZM146 161H147V164H146ZM154 161V163H152ZM162 161H163V164H161L162 163ZM172 161V162H171ZM173 161L175 162V166L176 167H174V165L172 166V168H173V171H172V177H170L171 179H168L169 178V175H166V174H161V173H165L166 172V163H173ZM180 161V162H179ZM201 161H202V163H201ZM211 161V162H210ZM215 161V162H214ZM261 161H263V162H261ZM32 162H33V164H32ZM133 162V163H132ZM164 162H166V163H164ZM183 163V165H179V163ZM128 163H132V165H133V167L132 166H128ZM139 163V165H137ZM150 163V164H149ZM152 163V164H151ZM160 163V164H159ZM181 163V164H182ZM186 163H188L187 164V167H184V166H186L185 164ZM210 163V164H209ZM220 163H222V164H220ZM223 163H225V164H223ZM227 163V164H226ZM228 163L232 166V167H230V168H232V170L231 169H229V166L230 165H228ZM237 163V164H236ZM238 163H241V166H237V165H240V164H238ZM253 163V164H252ZM43 164V165H42ZM72 164V165H71ZM108 164H110L109 166H108ZM115 164H117L118 166L120 165V167H118V166H115ZM174 164V163H173ZM208 166H207V165ZM258 166H257V165ZM70 165V166H69ZM130 165V164H129ZM134 165L136 166V167H134ZM141 165V166H140ZM143 165H144V167H143ZM163 167H162V166ZM172 165V164H171ZM189 165H191L190 167H189ZM218 165V166H217ZM221 165V166H220ZM223 165V166H222ZM226 165H228V167L226 166ZM235 165H236V167H235ZM29 166V167H28ZM44 166V167H43ZM71 166H73V167H71ZM138 166V167H137ZM181 166H183V167H181ZM233 166H234V169L235 168H237V170H236V173H235V170H233ZM20 167H22L21 169H20ZM43 167V168H42ZM65 167V168H64ZM108 167V168H107ZM126 167H127V169H126ZM139 167H141V168H139ZM165 167V168H164ZM223 170V172L224 171H228V173H235L234 175H236V177H237V179L235 180V178L236 177H233L234 175H232L231 176V174H226V175H230L232 178H234V179H232V181L230 180V176H226L229 180H227V178H225V177H221V171H219L220 170V168ZM222 167H227V168H222ZM242 169H241V168ZM16 168V169H15ZM25 168V169H24ZM61 168V169H60ZM113 168V169H112ZM121 168V169H120ZM136 168H139L140 170H138V169H136ZM174 168H178V169H175V172H174ZM204 168V169H203ZM240 168V171H238V169ZM200 169V170H199ZM201 169H203V170H201ZM213 169H216V170H218V172H220V173H218V172H216V170H213ZM225 169H228V170H225ZM22 170H24V171H22ZM49 170V171H48ZM61 170H63V171H61ZM106 170V171H107ZM110 170V171H109ZM136 170H138V171H136ZM178 170V171H177ZM56 171V172H55ZM179 171H182L181 173H179ZM215 173H214V172ZM240 173H238V172ZM14 172H16V173H14ZM115 172H117L116 174H115ZM160 172V173H159ZM179 173V175H177L178 173ZM195 174H194V173ZM112 173V174H111ZM115 175H119L118 176V178L117 179H119V183H118V186H116L115 184H117V181L114 183V182H112V180H114V179H116V177L117 176H115ZM159 173V174H158ZM226 172H224L223 173V175L222 176H224V174H225ZM47 174V175H46ZM52 174H53V176H52ZM160 174H161V176H160ZM181 174V175H180ZM195 175V178L197 177V179H198V181H196V183L198 182V184H196L195 183V180L196 179H194V175ZM217 174H219L218 176H217ZM238 174V175H237ZM104 175V176H103ZM165 175V176H164ZM215 175V176H214ZM97 176H101V178H100V180H99V178L97 177ZM111 176V177H110ZM168 176V177H167ZM173 176H174V178H173ZM45 177V178H44ZM49 177V178H48ZM52 177V178H51ZM205 177V178H204ZM230 177V178H229ZM43 178V179H42ZM96 178V179H95ZM98 178V179H97ZM110 178V179H109ZM156 178H157V180H156ZM94 179H95V181H94ZM107 179H109V180H107ZM164 179L166 180V182L167 183H165V181H164ZM43 180V181H42ZM57 180V181H56ZM102 180V181H101ZM105 180V181H104ZM227 181V184H226V181ZM233 180H234V182H233ZM238 180V183L236 182ZM97 181H98V183H97ZM109 181V182H108ZM181 181V182H180ZM218 181V182H217ZM230 181V182H229ZM110 182H112V183H110ZM93 183H97L96 185L95 184H93ZM101 183V184H100ZM109 183V184H108ZM139 183V184H138ZM146 183V184H145ZM230 183V184H229ZM237 183V184H236ZM100 184V185H99ZM143 184H145V185H143ZM166 184V185H165ZM211 184H213V185H211ZM91 185H92V187L93 188H91ZM99 185V186H98ZM161 185V186H160ZM232 185V186H231ZM234 185H235V187H234ZM96 186V187H95ZM229 186H231V188H228ZM118 187V188H117ZM122 187V188H121ZM127 187V188H126ZM166 187V188H165ZM223 187V188H224ZM117 188V189H116ZM130 188H131V190H130ZM148 188V189H147ZM54 189V190H53ZM91 189V190H90ZM104 189V190H103ZM128 189H129V191H128ZM136 189H137V191H136ZM151 189V190H150ZM165 189V190H164ZM168 189V190H167ZM38 190V191H37ZM49 190V191H48ZM52 190V191H51ZM110 190V191H109ZM117 192H115V191ZM118 190V191H117ZM141 190V191H140ZM121 191V192H122ZM103 192V193H102ZM121 192L118 194L120 197L119 198H121L122 200H124V201H130V200H125L124 199V197H125V195L127 194L126 192V194L125 193H122V196H121ZM109 193V194H108ZM115 193H116V195H115ZM145 193V194H144ZM152 193V194H151ZM161 193V194H160ZM47 194V195H46ZM98 194V195H97ZM86 195H88V196H86ZM95 195V196H94ZM99 195H101V196H99ZM124 195V196H123ZM93 196V197H92ZM130 196V197H129ZM196 196V195H195ZM194 195H192V196H190V197H192V202H194L195 203V200L196 201H199L198 199L200 198V195L198 194V198H196ZM113 197V198H112ZM118 197V196H117ZM144 197H146V198H148V199H146V198H144ZM84 198V199H83ZM96 198V199H95ZM101 198V199H100ZM137 198V197H136ZM137 198V199H138ZM82 199H83V201H82ZM85 199H86V201H85ZM89 199H95V202H92V201H90ZM145 199V200H144ZM242 199H244V201L242 200L241 202L239 201V203L238 204H240L239 205V207L240 206H242L241 208H238V209H243V206L247 209L248 208V206H250V202H251V209L249 210V208L246 210L245 208L242 210V211H240L239 213V217H238V212L235 214V218L236 219H231L230 221H232V223H234L233 224V227L230 225V227L232 228L231 230H228V228L230 229V227H226V224H227V221L226 220H224V221H222V222H220L219 224H220V226H219V224L217 225V226H219V227H217L216 226V228L214 227L212 230V232L211 233H214V236L215 237H212L211 239V245L213 246V250H215V251H213L212 249H211V260L209 261V262H206L205 264H232V262L233 261H231V260H233L232 259V257H234L233 256V250H234V252L236 251V249H235V247H237V245H239L240 244V238H242V236H243V229H236V227H235V222H239V220L237 221V217L238 218H242V220H240V221H242V222H244V221H250L251 223L250 224H248L249 226L250 225H253L255 222H256V220H257V218H258V216H260V210L262 209L261 207L263 206V204L262 203H264V197H262L261 199H260V196L259 197H257V199L256 200H254L253 199V201H252V199H250V198H247L246 199V197L245 198H242ZM89 200V201H88ZM101 200V201H100ZM147 200V201H146ZM260 200V201H259ZM202 201V200H201ZM256 201H259V203L258 202H256ZM83 202V203H82ZM191 202V201H190ZM245 202H248V203H246L245 204ZM253 202V203H252ZM77 203H79V206H78V204ZM149 205H148V204ZM152 203V204H151ZM202 203H204V202H202ZM201 202H199V203H195V205L197 206H202L203 204H202ZM255 203H256V205H255ZM39 204V205H38ZM81 204L84 206V208H83V210H85V211H83V210H81V208L79 209V207L81 206ZM85 204H87V206L85 207ZM202 204V205H201ZM214 204H216V203H214V202H212L211 201V205H214ZM260 204V205H259ZM261 204H262V206H261ZM246 205V206H245ZM75 206H77V207H75ZM82 207V206H81ZM256 207H260V208H257V210H256V212H255V210H254V208L256 209ZM147 208V207H146ZM253 209V212H250L251 210ZM245 210V211H244ZM259 210V211H258ZM81 211H83V212H81ZM86 211H89V212H87L86 214H83V213H85ZM145 211V212H144ZM244 211V212H243ZM81 212V213H80ZM91 212V213H90ZM242 212V213H241ZM72 213V214H73ZM89 213V214H88ZM111 213V212H110ZM71 214V215H72ZM23 215V216H22ZM89 215V216H88ZM108 215V214H107ZM72 216H74V215H72ZM91 216V217H90ZM147 216H148V212H147V210H143V211H141L140 212V214L138 213V214H135V218H126V217H123V218H125L124 220H123V218H122V222H120V223H118L119 225H116L115 226V228L113 229V231L112 232H110L109 234H107V235H105L103 238H101V239H97V240H100L96 245H95V243H94V248L96 249V250H94V252H93V250H92V248L91 247H93V246H91V247H86V245H84V246H81V244H76L75 245V243H77V241L75 242V241H73V244H74V246L73 247H75L74 249L75 250H71V252H67L68 253V255L69 256H67V254H66V257L65 256H63V257H65L64 259L66 260V263H64L63 262V257L62 258H60V256L59 255H57L56 257L54 256L53 257V261L51 260V263L50 264H60V262L62 261L63 262V264H117V263H120L121 261H122V259H123V261L121 262V264H186V261H187V257H188V255L193 251V248H194V244H192V243H188V239H189V237H190V234L188 233V232H185V231H183V229L181 228V227H179L180 228V230H178V232H176V233H171V232H169L168 230H167V228H164L163 226H161V224L160 223H158V222H156V223H154L155 224V228H156V230L155 231H152V233L150 234V236L148 235V238H147V246L150 248V251H149V255H147V257L144 259L143 258V256H142V259H141V257H140V259L139 258H137L138 257V255H134L133 253H131V254H128V253H126V254H124L123 253V251H124V249H125V247L126 246H124V243L126 242V244L127 243H129V242H127V241H129V240H135L136 239V241L141 237V233H142V230H141V225H143V223H144V221L146 220V218H147ZM69 217L71 218V216L69 215ZM92 217V218H93ZM107 217H109V216H107ZM107 217L106 216H103V217H101V219L100 220H106L107 219ZM143 217H144V219H143ZM146 217V218H145ZM245 217V218H244ZM67 218H68V216H67ZM25 219V220H24ZM69 219V218H68ZM133 219V220H132ZM24 220V221H23ZM67 219H66V217L64 218V221H66ZM68 221V220H67ZM229 221V222H230ZM106 223V221H101V223ZM226 222V223H225ZM156 225H158V226H156ZM263 225V224H262ZM131 227H133V229L131 228ZM225 227H226V231L225 230H222V229H225ZM56 227H53L52 228V232H51V234L49 233V235H47L48 236V238H50V240H51V243H54V245L52 244V246H54L55 248H53L54 250H56L57 252L55 253V254H60V251L59 250H62V249H65V248H63L64 246L66 247V246H71V241H69V239H68V236H66L65 234H63V233H60V230L58 231V229L56 230L55 229ZM239 230V231H238ZM56 231V232H55ZM217 231V232H216ZM228 231H230V232H228ZM55 232V233H54ZM125 232V233H124ZM232 232V233H231ZM255 232V231H254ZM262 232H264V229L262 230ZM114 233H116V234H114ZM140 234V235H139ZM263 234V233H262ZM95 235V234H94ZM213 235V234H212ZM126 236V237H125ZM262 236H264V234L262 235ZM130 237V238H129ZM218 238H219V240H220V242H218ZM213 239H215V240H217V241H215V240H213ZM263 239H264V237H263ZM75 240V239H74ZM53 241V242H52ZM117 241H119V242H117ZM125 241V242H124ZM229 241H231V242H229ZM75 242V243H74ZM261 242V243H260ZM116 243V244H115ZM215 243L217 244V245H215ZM219 243V244H218ZM225 243V245H223ZM257 243V244H256ZM255 243V248H253V251H254V254H255V256H259V254L261 253V251L263 250V252L262 253H264V241H263V243H262V241H257ZM120 244V245H119ZM223 245V246H222ZM58 246V247H57ZM96 246V247H95ZM211 246V247H212ZM134 247V246H133ZM222 247H224V248H222ZM232 247H234V248H232ZM91 248V249H90ZM93 248V249H94ZM124 248V249H123ZM220 248H222L223 249V251L222 250H219ZM58 249V250H57ZM133 249V248H132ZM225 249V250H224ZM1 250V249H0ZM77 250V251H76ZM123 250V251H122ZM218 250H219V252H218ZM103 251H105L104 253H102V255L103 256H98V253L99 252H103ZM122 251V252H121ZM213 251V252H212ZM220 251H222V252H220ZM77 252V254H75ZM91 252H93V253H91ZM216 253V254H213V253ZM259 253V254H258ZM261 253V254H262ZM34 254V253H33ZM33 254L31 255L30 254V256L29 255H27V256H25L23 259L25 260L22 264H28L29 263V261H32L33 259V261H32V263L30 262V264H36L38 261L36 260L38 257H37V253L36 254H34V256H33ZM70 254H72V256L70 255ZM74 254V255H73ZM257 254V255H256ZM39 255V254H38ZM98 256V259H99V261H98V259H97V256ZM264 254H262L261 256H259V258L257 257L256 259H257V261L256 262H252V263H250V264H264V256H263ZM228 256H231V257H228ZM120 257V258H119ZM121 257H122V259H121ZM60 258V259H59ZM72 258V259H71ZM229 258H231V259H229ZM261 258V259H260ZM62 259V260H61ZM120 259V260H119ZM213 259V260H212ZM259 259V260H258ZM57 260H59L58 262H56ZM133 260V261H132ZM261 260V261H260ZM118 261H120V262H118ZM143 263H142V262ZM229 261H231V262H229ZM235 261V260H234ZM255 261V260H254ZM36 262V263H35ZM62 262H61V264H62ZM69 262V263H68ZM140 262V263H139ZM260 262V263H259Z\"/></svg>","mask_w":264,"mask_h":264}]
</instances>
